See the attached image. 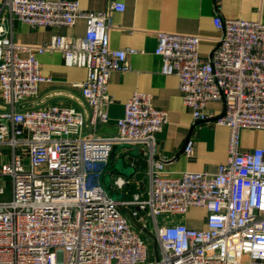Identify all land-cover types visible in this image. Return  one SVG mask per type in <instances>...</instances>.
Returning <instances> with one entry per match:
<instances>
[{
  "label": "built area",
  "instance_id": "built-area-1",
  "mask_svg": "<svg viewBox=\"0 0 264 264\" xmlns=\"http://www.w3.org/2000/svg\"><path fill=\"white\" fill-rule=\"evenodd\" d=\"M124 8L116 0L104 10L83 9L77 0L0 3V180L10 177L8 198L0 185V264H264V148L240 151L242 130H264V23L222 18L217 3L213 24L221 35L206 57L198 53L197 35L156 34L160 73L178 78L193 123L229 129L227 158L213 173L171 176L170 158L155 152L168 116L150 94L133 92L116 132H97L110 125V75L128 71V56L136 53L109 45L111 13ZM4 10L31 28L70 27L81 18L85 33L17 43L4 35ZM53 50L66 66L86 70L73 86L89 107L87 122L74 108L24 105L49 80L37 54ZM211 101L222 103L221 114L206 112ZM117 145L146 150V194L125 197L130 180L122 175L109 184L122 192L120 199L104 187ZM182 151L193 155L192 138ZM191 208L204 209L205 228L185 224Z\"/></svg>",
  "mask_w": 264,
  "mask_h": 264
},
{
  "label": "crops",
  "instance_id": "crops-1",
  "mask_svg": "<svg viewBox=\"0 0 264 264\" xmlns=\"http://www.w3.org/2000/svg\"><path fill=\"white\" fill-rule=\"evenodd\" d=\"M77 1L79 6L86 10H104L109 3V0ZM116 1L122 2L125 8L123 11L111 13L110 48H132L136 53L128 56L130 64L128 71L112 72L110 75L107 85L108 94L111 96L108 128H115L114 123L122 116L124 104L133 92L150 94L153 105L166 111L168 116L167 123L155 138L156 154L170 158L165 165L166 173L171 176H178L184 171L213 173L227 158L229 129L213 122L193 123L191 112L182 103L178 78L175 75L160 73L161 58L154 54L156 34L172 32L197 35L200 37L198 53L200 57H206L221 35L213 24L217 3L220 5L219 12L222 18H241L264 23V0ZM1 14L4 18V35L21 44L40 45L49 42L55 34L82 37L85 33V21L81 18L70 27L31 28L16 19L10 20L5 10ZM37 59L42 75L49 80L40 83L37 96L24 105L74 108L87 122L89 107L79 89L73 86L74 83L85 79V68L66 66L61 52L57 50L37 54ZM0 109H4L1 104ZM222 111L221 102L211 101L206 104L207 113L216 116ZM84 130L88 133L91 128L86 124ZM97 132L99 135L106 134L101 133L100 129ZM188 138L194 140V152L191 157L185 156L182 151ZM254 148H264V130H242L240 151L245 152ZM121 159L123 165L133 169L127 177L115 168L116 161ZM108 173L110 179L122 175L130 180L125 197L128 198L136 192L146 194L149 187L146 150L138 146L117 145L111 154L106 174ZM188 212L182 218L188 227L205 228L204 217L191 218Z\"/></svg>",
  "mask_w": 264,
  "mask_h": 264
},
{
  "label": "rangeland",
  "instance_id": "rangeland-1",
  "mask_svg": "<svg viewBox=\"0 0 264 264\" xmlns=\"http://www.w3.org/2000/svg\"><path fill=\"white\" fill-rule=\"evenodd\" d=\"M118 171L121 170L123 172L129 173L131 171V168L129 166H125L123 165L120 161H116L115 163ZM104 187L106 188L107 192L114 198V199H120L122 197V192L120 191H112L109 186H106L104 181H103ZM0 185L3 186V188L6 191V195L4 196V198H8V194L10 192V177L6 176L3 177L0 180ZM205 214V211L203 209H195V208H191L188 212V215L191 218H203ZM152 242V241H151ZM150 251H151V256H149V259H154V244L152 242L151 246H150Z\"/></svg>",
  "mask_w": 264,
  "mask_h": 264
},
{
  "label": "water",
  "instance_id": "water-1",
  "mask_svg": "<svg viewBox=\"0 0 264 264\" xmlns=\"http://www.w3.org/2000/svg\"><path fill=\"white\" fill-rule=\"evenodd\" d=\"M100 132L101 133H111V134H114L115 132H116V129L114 128V129H111V128H108V127H101L100 128ZM116 149V146H114L113 147V150H112V152L114 151ZM120 162L123 164V161H122V159L120 160ZM115 168H117L116 166H115ZM118 170V169H117ZM133 169L131 168V171H132ZM131 171L129 172V173H126V172H123V171H121V170H119L118 172L119 173H121V174H123V175H125L126 177L131 173ZM110 181H111V179H110V174L108 173V174H106V176H105V185L106 186H109V184H110ZM154 248H155V245H154Z\"/></svg>",
  "mask_w": 264,
  "mask_h": 264
}]
</instances>
